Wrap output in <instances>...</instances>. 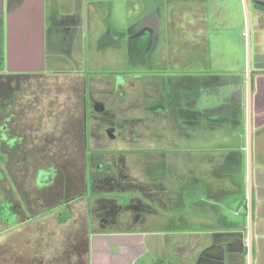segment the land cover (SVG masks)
<instances>
[{"label":"crops","instance_id":"obj_1","mask_svg":"<svg viewBox=\"0 0 264 264\" xmlns=\"http://www.w3.org/2000/svg\"><path fill=\"white\" fill-rule=\"evenodd\" d=\"M119 1L0 0V160L22 154L11 152L15 150L10 146L28 144L26 122L18 123L17 134L8 132L10 81L80 79L88 85L91 80L101 81L103 90L111 89L108 94L114 101L110 105L102 100L105 110L114 115L113 122L122 119L127 126L123 138H108L104 128L111 122L102 123L89 104L61 107L59 112L69 113L70 120L66 116L61 117L64 120H33L32 145L43 156L39 159L86 164L78 173L66 164L48 181H41V173L34 171L22 185L17 174L6 169L0 172L6 190L0 193V203L10 202L11 214L18 215L12 227L9 221H0V247L4 248L0 264H264V56L257 57L254 68L249 61L240 108L214 109L213 121L203 117L211 131L208 138L202 140V133L174 139L162 134L156 140L149 132L137 143L131 130L139 118H128L126 109L133 110L135 105L125 99L141 74L135 69L136 22L130 14L125 16L126 25L120 18L119 25L108 21L116 9H130V3L120 5ZM260 1L257 5L264 8V0ZM257 9L263 13L254 15V33L260 39L264 11ZM158 31V37L167 36L162 23ZM149 45L139 49L140 55ZM103 50L108 51L105 67L113 77L105 74L110 70H102ZM145 57L140 59L148 75L153 70ZM173 58L170 61L176 64L177 57ZM63 65L75 67L67 72ZM154 69L160 76L170 75L168 69L159 67L161 73ZM119 72L125 77H119L123 84L117 87L114 79ZM195 74L200 73H192L194 79ZM86 116L87 124L84 121L77 130L76 122ZM158 117L166 119L167 115ZM196 119L192 127L205 128ZM186 120L161 123L178 132ZM153 123L145 121L136 130L154 129ZM218 124L225 128L221 136L216 133ZM90 131L96 135L86 139ZM135 144L143 145L158 167L132 169V162L141 159ZM181 144L186 149L179 152ZM92 161L98 163L97 168L115 161V171L99 173L92 182L87 174ZM108 194L117 198L109 200ZM35 226L37 232L48 227L54 239L39 232V239L33 238ZM19 238L24 242H18ZM58 239L64 242L59 258L57 244L40 251L42 240L48 241L45 246L49 248V242Z\"/></svg>","mask_w":264,"mask_h":264},{"label":"rangeland","instance_id":"obj_2","mask_svg":"<svg viewBox=\"0 0 264 264\" xmlns=\"http://www.w3.org/2000/svg\"><path fill=\"white\" fill-rule=\"evenodd\" d=\"M204 2L205 5L203 6H200L199 3L196 6H188L183 3H174L173 0H124V2L123 0H120V5H127V3H130V9L126 11L128 7H126L125 10L118 8L116 9V14H114L113 19L111 20L110 18V20H108L111 24L117 23L119 25V18L125 23V16L130 14L131 20L133 21V19H135L134 21L136 24H139L149 15L153 13H161L162 23L166 25L168 29L166 37L168 44L165 38H162V40L160 38L161 41L159 40L160 42L158 45L153 46L151 49L149 46H146L147 49L145 48L143 55H140L138 48L136 50L137 52H135V58H137L135 61V69L141 74H137L138 76L135 77V89H133L129 95L125 96V99L129 100L131 105H135L133 106V110L126 109V111H128L126 115L129 119H133V117L136 116L137 118L146 121L150 120L148 123H151V120L154 121V129L146 130L145 126L142 125L144 126V129H140L141 131L138 130L143 137L145 134L148 135L149 132H152V137L157 136L156 140H160L162 134H166L168 138L171 137L174 139L177 138V136L179 138H183L184 136L191 138L193 134L199 136L202 133L200 136L202 140L208 138V134L211 131L209 132V130H207L208 122L207 120H204V118L213 121L215 116L212 114V110L218 109L220 106L230 101L232 97L231 92L236 88V85L234 84L240 85V80H245L244 72H248L249 61L251 63V68H254L257 57L264 56V35L259 36V39L254 33V15L256 12L262 13V11L258 9L256 10L252 5L251 0H246L248 14L244 0H204ZM248 26H250L249 34ZM107 54L108 51L103 50L101 55L102 59H100L102 65H100L102 66L103 71H106V69L107 71L110 70V74H105L113 77L111 73L112 70L106 68L107 66L105 67L109 62L106 57ZM170 54L172 56L169 58ZM141 56H146L147 66H151V69L153 70L151 74L148 73V75H144L146 74L144 72V65L146 64L142 63L143 61L141 62ZM173 56L177 57L178 60L175 61V65H177L176 68L174 67V63L170 61L174 59ZM152 58L154 59L153 61L160 60L156 63L157 71L160 72V70H158L159 67L167 70L168 66L170 69L168 73L170 72V75L161 74L162 76H160L156 74L157 72H154L155 69L150 63ZM158 64L159 66H157ZM61 67L62 69L67 70V72H71L75 66L63 65ZM181 72H183V74H179ZM192 73L200 74H195L194 77H196L194 79L193 76H191ZM119 77L123 78L125 76L120 73V75H117V79H114V82L117 80L115 82L117 87H119L120 84H123ZM110 79L107 80L108 83ZM204 79L208 80L205 81V84ZM208 83L210 84V87L207 88L205 85H209ZM245 84H247V81ZM87 85L88 84H86L85 81L80 79L51 80L40 78L37 80L10 81L7 104L8 132L9 135L17 134L18 130L16 127L18 126V123L26 122L24 124V127H26L24 133L26 136L25 141L28 142V144H16L15 147L13 145L10 146V148H14L15 150H12L11 152H20L22 154H12L10 155V160H0V172L6 169L13 172L14 175L17 174L18 177L16 178H18L17 180L20 185H22V180L25 176L29 175L27 179H31L32 172L36 171L37 167L40 168L39 170L41 171V181H48V177L54 175V171L51 168H54L56 171H63L64 166L67 164V166H70V169H74L77 173L80 172L81 168L84 169L86 161H48L39 159L43 156H40L38 151L34 149L35 147L32 145L35 130L31 124H33L34 119L38 120V118L41 119V121H55L59 119L64 120V118L61 117L66 116V120H70L67 118L70 116L69 113L59 112L63 110L60 109L61 107H70L72 105L83 107L86 103L93 104L94 101L102 100H105L106 104H113V97L111 94H108V90L111 89L103 90L102 86L104 84L101 83V81L91 80L89 82L88 86L90 87L91 85V97L88 92L89 90L86 88ZM117 92L118 90L116 93ZM124 93H122V95H124ZM178 94L180 95V99ZM86 97L88 101L86 100ZM116 100H118V98ZM161 101L164 102L165 106L171 107L178 105L181 112L178 118H183L184 120H186L184 117L187 115V111L192 110L198 112V118L202 120L200 124L206 129H196L191 128V126H188L187 128L186 125H189L187 120L184 121L185 126H182L178 132L173 128H167L164 125L165 120L171 124L176 121V117L178 116L172 114V109L169 108L168 111H171L168 112L166 119L155 116L151 117V114L146 113L148 107L154 108L155 106H159L161 105ZM183 105L184 112L183 109L180 108ZM210 111L211 115H207V112L209 113ZM162 120L164 121V124L161 123ZM72 121L73 120L71 119V122ZM83 123L84 120H78L76 122L77 130H80V128L83 127ZM161 124L165 126L163 129L161 128ZM93 126L94 128L96 127L95 125ZM198 126L200 127L199 124ZM216 133L217 136L225 134V128L218 124ZM216 133H214V135ZM93 135L95 136L96 132H94ZM135 141L138 143L140 139H136ZM117 145L119 144H113V147L116 148ZM78 146L75 145V147ZM161 146L162 144H158V147ZM201 146L203 147L202 144ZM133 148L139 149L138 151L141 159L139 160L138 158L139 161L132 162V169L137 168L138 170H141L148 167V165L152 169L158 167L157 165L159 163L154 164V162L148 158L143 145L140 146L135 144ZM218 148L223 149L221 147ZM180 149L179 152H182L186 147L181 144ZM92 163L93 165L87 170V174L89 171V180L95 182L99 178L98 175L102 166L97 168L98 163L96 161H92L91 164ZM168 178L169 176L167 179ZM30 188H32L31 185ZM14 191L16 190L14 189ZM1 192H6L2 183H0V193ZM107 198L111 200L117 197L113 194H108ZM3 204L5 209L3 208V211L0 209L2 217L5 218L3 221L8 220L11 225L10 227H12V225H14L12 223L17 222L18 215H15L14 213L11 214L10 202L6 201L5 203V201H3ZM0 207L2 208V205ZM79 209H81V207H79ZM16 210L17 209H15V211ZM37 217L39 216H35V219H37ZM4 226L5 225L3 224L2 227ZM36 228L37 226L34 227V229ZM47 228H42L38 232L45 234L48 238L51 237L54 239ZM34 231V236L32 235V237L39 239L40 236L38 235L37 229ZM23 235L25 236L26 234ZM17 240L18 242H24V239L22 238ZM47 242L48 241H41L40 251L44 252L43 250L53 249L54 247H52V245L57 244V247L59 248L57 249V256L59 258L60 253L58 252H60L61 249L60 244L64 243L62 239L50 241L49 245H47L48 247L50 246L49 248L45 246ZM1 251H4V248L1 249L0 247V252Z\"/></svg>","mask_w":264,"mask_h":264},{"label":"flooded vegetation","instance_id":"obj_3","mask_svg":"<svg viewBox=\"0 0 264 264\" xmlns=\"http://www.w3.org/2000/svg\"><path fill=\"white\" fill-rule=\"evenodd\" d=\"M173 2L174 3L178 2V3H181V4L183 3V4L188 5V6H196V5H198V3L200 4V6L201 5L202 6L205 5L204 0H173ZM251 3H252V5H253V7L255 9L259 7L261 9H263V11H264V8H262V7L257 5L258 3L259 4L262 3L260 0H251ZM161 17H162L161 13H153V14L149 15L147 18H145V20H143L139 24H136V27H135V30H136V46H138V51L141 50V48L145 45V43H150L151 45H149V48L151 49L153 46L159 44V42L161 41L160 38L162 39V38H166L167 37V36L158 37V35H159L158 34V32H159L158 30L160 28V24L162 23V22H160V21H162ZM162 31L165 32L166 34H168V29H167L166 25H164L163 23H162ZM153 60L154 59L152 58L150 63L153 66V68H155L156 64H154V63L156 62V60L155 61H153ZM176 66L177 65L174 64L175 68H176ZM149 67L152 68L151 66H149ZM167 69L170 71L168 66H167ZM205 81H208V80L204 79V84H205ZM245 82H246L245 80H240V85L234 84V85H236V88H234L232 90V92H231L232 97H231L230 101L227 102L226 104L220 106L219 108L227 109V110L230 109V108H235V109L240 108V106H241L240 96H241L242 92H244L243 91V87L245 86ZM205 86L208 88V87H210V84L209 85L206 84ZM178 97L180 99V95L179 94H178ZM86 100H87V97H86ZM104 103H105L104 101H94L93 104H89V105L93 107V112L94 113L99 114L102 123H107L108 121L111 122V125H109L107 127L105 126V128H104V133H105V135L108 138H113V139L123 138L124 134L127 135L126 121H122V119H121L120 122H116V121L113 122L114 115L111 112L105 110V106L106 105ZM247 103L248 102H246V105H247ZM183 107H184V105L181 106L180 108L183 109ZM169 108L172 109V114L178 115L176 117V119H177L180 116V114H181V112H180V110L178 108V105L177 106L174 105V106H171V107L170 106H165L163 101H161V105H159V106H155L154 108H152V107L149 108L148 107L146 113L151 114V117L152 116L158 117V116H161L163 114L167 115L168 112L171 111V110L168 111ZM184 111L185 110L183 109V112ZM198 114H199L198 112H194L192 110L191 111H187V115L184 118L187 119V122L190 124L191 128H195V127H192V125L195 124L196 121H192V119H196V117L198 118ZM141 120H142V122H139ZM84 121L87 124V116L85 117ZM145 121L146 120L139 118V119H137V122H134L132 124V127L134 128V130H131V135H132L131 137L133 139H135V140L136 139H141L142 135L139 133L138 130H136V128L138 126H140L141 124L145 123ZM149 121H147V122H149ZM7 123H8V120H7ZM93 134H94V132L90 131L88 135L85 134V138L87 139V136H88V138H91V137L94 136ZM101 166H102V169H101V171H99L100 174H103L104 172L105 173L108 172V173L112 174V172L115 171L116 162L115 161L105 162ZM39 169L40 168H38V167L36 169V172H38V174L41 172ZM51 169L53 171H55L54 168H51ZM1 205H2V208L0 207V209L1 210L3 208L5 209L4 204L0 203V206ZM1 210H0V215H1L0 221L5 222V221H3V219H5V218L2 217ZM82 248H83V246H82Z\"/></svg>","mask_w":264,"mask_h":264},{"label":"water","instance_id":"obj_4","mask_svg":"<svg viewBox=\"0 0 264 264\" xmlns=\"http://www.w3.org/2000/svg\"><path fill=\"white\" fill-rule=\"evenodd\" d=\"M245 5H246V9H247V4H246V0H244ZM247 14H248V9H247ZM250 138H251V131H250Z\"/></svg>","mask_w":264,"mask_h":264}]
</instances>
